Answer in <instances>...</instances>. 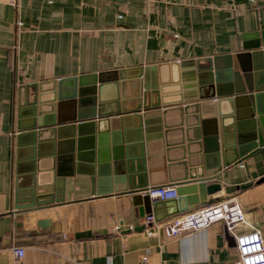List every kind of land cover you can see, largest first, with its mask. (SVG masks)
<instances>
[{
  "label": "crops",
  "instance_id": "0c3cea01",
  "mask_svg": "<svg viewBox=\"0 0 264 264\" xmlns=\"http://www.w3.org/2000/svg\"><path fill=\"white\" fill-rule=\"evenodd\" d=\"M11 1L0 0V264H142L143 257L147 264H233L235 236L259 231L264 241L262 125L257 130L263 146L255 153L238 164L205 172L206 177L218 175L221 185L208 200L234 198L245 214V224L232 233L222 222H214L180 238H167L145 225L147 215L140 214L143 208L133 205L131 195L94 197L93 191L100 193L104 185L96 182L92 188L88 167L87 174L65 181L59 234H37L34 215L17 211L13 198L17 184L24 187L28 181L21 174L18 182L16 173L17 109L24 98L20 87L35 84L46 93L58 80L126 72L117 83L122 89L107 85L100 95L109 112L116 110L121 96L125 100L120 106L124 102L130 110L139 91L135 71L186 62L195 69L196 62L207 65L206 60L224 56H231L237 67L235 55L255 42L243 36L264 31V0H15V6ZM144 77L157 81L158 73L150 70ZM62 113L68 120L76 110L66 106ZM88 127L82 137H91ZM92 134L101 138L91 169L94 181L109 180L113 189L114 179L126 170L124 145L117 150L109 128ZM50 149L54 146L46 151ZM144 155L148 188L174 187L169 180L179 175L175 166L170 172L167 168L163 141L146 142ZM235 156L232 151L229 162ZM169 157L174 159V152ZM160 203L150 214L160 222L208 206L168 216L171 200ZM13 247L24 249L21 259L14 257Z\"/></svg>",
  "mask_w": 264,
  "mask_h": 264
},
{
  "label": "water",
  "instance_id": "95a60500",
  "mask_svg": "<svg viewBox=\"0 0 264 264\" xmlns=\"http://www.w3.org/2000/svg\"><path fill=\"white\" fill-rule=\"evenodd\" d=\"M249 38L255 42L235 55L237 67L231 56H224L206 60L207 65L196 62L195 69L186 62L135 71L139 91L132 97L130 110L124 102L120 106L119 101L125 100L121 96L116 99V110L109 112L100 95L107 85L122 89L123 84L117 83L126 72L58 80L46 93L35 84L20 87L24 98L17 109L16 173L18 182L21 174L28 181L24 187H15L16 210L34 215L37 234H59L65 181L87 174L88 167L92 188L96 182L104 185L100 193L93 191L94 197L125 193L131 195L133 205L143 208H139L140 214L154 213L161 203H153L142 193L150 185L144 145L155 140L163 141L169 172L175 166L179 175L169 180L178 197L171 200L168 216L217 202L208 197L221 191L218 175L206 177L205 172L238 164L263 146L257 127L264 128V31L243 36ZM150 70L158 73L157 81L148 82L144 77ZM66 106L76 110L68 120L62 113ZM149 113L157 115L146 117ZM88 126L91 137H82ZM108 128L119 145L117 150L124 145L126 169L122 177L114 179L113 189L109 180L104 184L94 181L91 172L95 148L101 143L92 133ZM47 146L54 150L47 152ZM232 151L236 156L229 162ZM172 152L174 159L169 157ZM118 182L121 186L117 187ZM233 242L235 246V238Z\"/></svg>",
  "mask_w": 264,
  "mask_h": 264
},
{
  "label": "built area",
  "instance_id": "2783aa9c",
  "mask_svg": "<svg viewBox=\"0 0 264 264\" xmlns=\"http://www.w3.org/2000/svg\"><path fill=\"white\" fill-rule=\"evenodd\" d=\"M10 3L16 5L15 0ZM142 194L148 195L153 203L178 197L176 188L169 186L150 187ZM144 221L145 225L153 226L167 238H180L187 232L205 229L214 222H222L226 231L232 233L245 224V214L234 198H227L168 221L156 222L152 215H147ZM234 249L236 261L233 264H264V241L259 231L235 236ZM11 250L16 259L24 255L22 247H13ZM147 262L148 258L143 257L141 263Z\"/></svg>",
  "mask_w": 264,
  "mask_h": 264
}]
</instances>
